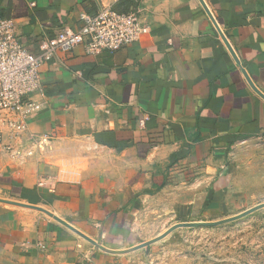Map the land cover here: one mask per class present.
I'll return each instance as SVG.
<instances>
[{
    "label": "crops",
    "instance_id": "crops-1",
    "mask_svg": "<svg viewBox=\"0 0 264 264\" xmlns=\"http://www.w3.org/2000/svg\"><path fill=\"white\" fill-rule=\"evenodd\" d=\"M119 1L0 0V18L39 54ZM203 1L138 0V40L43 65L34 154L0 150V264H122L155 220L215 215L241 188L234 158L264 149V0Z\"/></svg>",
    "mask_w": 264,
    "mask_h": 264
},
{
    "label": "rangeland",
    "instance_id": "rangeland-1",
    "mask_svg": "<svg viewBox=\"0 0 264 264\" xmlns=\"http://www.w3.org/2000/svg\"><path fill=\"white\" fill-rule=\"evenodd\" d=\"M233 161L241 188L226 207L188 221L155 220L122 264H264V149L247 147Z\"/></svg>",
    "mask_w": 264,
    "mask_h": 264
},
{
    "label": "built area",
    "instance_id": "built-area-1",
    "mask_svg": "<svg viewBox=\"0 0 264 264\" xmlns=\"http://www.w3.org/2000/svg\"><path fill=\"white\" fill-rule=\"evenodd\" d=\"M78 31L64 29L54 37L40 42V53L31 52L20 39L13 18H0V150L15 158L34 154L29 148L36 142L29 131V118L40 104L34 100L45 92L44 64L57 51L70 52L84 44L90 52L117 50L138 40L149 31L141 20L140 7L119 12L102 7L95 15L83 14ZM39 247L44 248L40 243Z\"/></svg>",
    "mask_w": 264,
    "mask_h": 264
},
{
    "label": "trees",
    "instance_id": "trees-1",
    "mask_svg": "<svg viewBox=\"0 0 264 264\" xmlns=\"http://www.w3.org/2000/svg\"><path fill=\"white\" fill-rule=\"evenodd\" d=\"M138 5V0H120L113 7L116 11L119 12H129L135 9Z\"/></svg>",
    "mask_w": 264,
    "mask_h": 264
},
{
    "label": "water",
    "instance_id": "water-1",
    "mask_svg": "<svg viewBox=\"0 0 264 264\" xmlns=\"http://www.w3.org/2000/svg\"><path fill=\"white\" fill-rule=\"evenodd\" d=\"M201 1V3L203 4V6L207 9V6H206V4L204 3V1L203 0H200ZM252 84V83H251ZM254 86V85H253ZM254 88H255V90L258 92V93H260L263 97H264V95L258 90V89H256V87L254 86Z\"/></svg>",
    "mask_w": 264,
    "mask_h": 264
}]
</instances>
